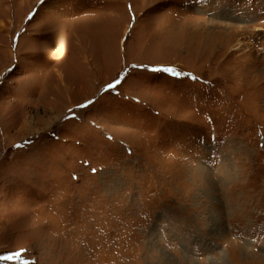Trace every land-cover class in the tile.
Listing matches in <instances>:
<instances>
[{"label":"rangeland","instance_id":"374dc122","mask_svg":"<svg viewBox=\"0 0 264 264\" xmlns=\"http://www.w3.org/2000/svg\"><path fill=\"white\" fill-rule=\"evenodd\" d=\"M7 256L264 264V0H0Z\"/></svg>","mask_w":264,"mask_h":264},{"label":"snow or ice","instance_id":"6c2138e0","mask_svg":"<svg viewBox=\"0 0 264 264\" xmlns=\"http://www.w3.org/2000/svg\"><path fill=\"white\" fill-rule=\"evenodd\" d=\"M151 71H153V72H164V73H167V74H169L170 76H173V77H181V76H185V75H190V74H186V73L179 72V71L175 70L174 68H170V67L153 68V69H151ZM191 78L193 80H196L197 79L194 76H192ZM119 83H120V80L117 79L113 84L108 85V88H113L116 85H118ZM90 103H91V101H89V104ZM80 107H82V108L83 107H87V105H80ZM17 147H20V145H18ZM93 172H95V169H93ZM0 258H2V259H12L11 256L0 257Z\"/></svg>","mask_w":264,"mask_h":264},{"label":"bare ground","instance_id":"6f19581e","mask_svg":"<svg viewBox=\"0 0 264 264\" xmlns=\"http://www.w3.org/2000/svg\"><path fill=\"white\" fill-rule=\"evenodd\" d=\"M63 43V41H61Z\"/></svg>","mask_w":264,"mask_h":264}]
</instances>
